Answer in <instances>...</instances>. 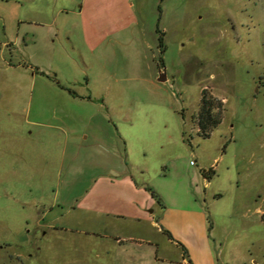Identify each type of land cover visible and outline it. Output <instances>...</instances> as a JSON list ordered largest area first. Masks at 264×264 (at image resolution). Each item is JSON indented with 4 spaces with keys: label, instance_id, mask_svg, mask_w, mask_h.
Here are the masks:
<instances>
[{
    "label": "rangeland",
    "instance_id": "rangeland-1",
    "mask_svg": "<svg viewBox=\"0 0 264 264\" xmlns=\"http://www.w3.org/2000/svg\"><path fill=\"white\" fill-rule=\"evenodd\" d=\"M205 88L223 101L210 137L193 118ZM131 121L140 198L165 233L101 245L62 230L63 200L101 169L60 167L70 122L107 142ZM194 173L191 194L174 185ZM142 262L264 264V0H0V264Z\"/></svg>",
    "mask_w": 264,
    "mask_h": 264
},
{
    "label": "crops",
    "instance_id": "crops-1",
    "mask_svg": "<svg viewBox=\"0 0 264 264\" xmlns=\"http://www.w3.org/2000/svg\"><path fill=\"white\" fill-rule=\"evenodd\" d=\"M126 125L129 134L121 131L118 135L113 133L108 139L110 141H107L108 144L98 135L91 139L90 134H86L82 140V137L78 136L76 124L70 122V163L68 165L63 163L60 167H101V169L89 176V184L82 195L63 200L62 205L67 207L66 214L70 217V224L61 227L62 230L92 237L99 240L101 245L104 240H113L120 245V241L125 239L124 235L128 231L139 229V227L152 229L157 227L158 230L165 233L159 222L155 220V210L149 208L150 205H153L155 196L152 194L151 198H154L152 202L148 196H145L143 200L140 198L139 191L145 186L146 180L143 178L142 182H139L133 168L149 166L138 162L137 152L144 146L142 138L139 139L141 136L138 134L137 127L132 121ZM85 147L89 149L88 157L83 160L82 165L77 164L79 156H75L74 152L79 153ZM96 149L105 150L110 155L109 158H105V160L102 157L98 158L94 153ZM101 155H103L102 152ZM159 177L160 181L170 180V175L167 173L163 176L159 175ZM73 178L74 175L70 174V183L74 188L77 181ZM199 178L198 173L186 178L180 176L174 179V185H178L179 182L176 181L183 179V189L187 191V194H191L192 185L198 183ZM156 189L162 196L161 199H158L159 204L167 211L165 190L161 187L159 190ZM131 248L124 245L121 249L127 252Z\"/></svg>",
    "mask_w": 264,
    "mask_h": 264
},
{
    "label": "trees",
    "instance_id": "trees-1",
    "mask_svg": "<svg viewBox=\"0 0 264 264\" xmlns=\"http://www.w3.org/2000/svg\"><path fill=\"white\" fill-rule=\"evenodd\" d=\"M161 45L163 46V37H160ZM223 101H220L210 95L207 89H203L202 97H201V104L200 109L197 114L193 116L194 121L196 122L199 132L205 136L210 137L213 129L217 127L222 122V115H223ZM213 170L207 171L204 170V176L206 178H210L211 173ZM152 190L151 188H149ZM153 195L160 199L158 194L152 190ZM172 237V235L169 233Z\"/></svg>",
    "mask_w": 264,
    "mask_h": 264
},
{
    "label": "water",
    "instance_id": "water-1",
    "mask_svg": "<svg viewBox=\"0 0 264 264\" xmlns=\"http://www.w3.org/2000/svg\"><path fill=\"white\" fill-rule=\"evenodd\" d=\"M159 79L160 80H165L166 79V75L164 73H162V76Z\"/></svg>",
    "mask_w": 264,
    "mask_h": 264
}]
</instances>
